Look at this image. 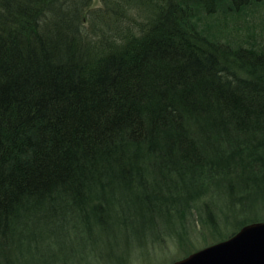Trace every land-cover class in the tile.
<instances>
[{"label":"trees","instance_id":"obj_1","mask_svg":"<svg viewBox=\"0 0 264 264\" xmlns=\"http://www.w3.org/2000/svg\"><path fill=\"white\" fill-rule=\"evenodd\" d=\"M262 2L0 0V264L264 221V45L221 29Z\"/></svg>","mask_w":264,"mask_h":264},{"label":"rangeland","instance_id":"obj_2","mask_svg":"<svg viewBox=\"0 0 264 264\" xmlns=\"http://www.w3.org/2000/svg\"><path fill=\"white\" fill-rule=\"evenodd\" d=\"M221 29L225 35L231 33L229 37L236 40L244 39L245 37L249 40L253 38L251 41L254 44L264 45V2L252 5L249 10L244 11L241 18H237L234 15L229 17L225 24L221 26ZM251 35L252 38H250ZM201 215L202 220H205L206 213L203 211ZM188 219L191 222L189 225L187 223L185 225L188 228V235L186 234L184 239L178 235L168 234L163 236V240L160 242L150 239V243L146 247L137 249L130 247L129 249V238L120 236L118 242L112 241V243H109L112 248L114 246L113 254H115V258L105 263V257L101 264H170L184 258L186 252L190 254L218 242L213 238L210 232L211 228L200 222L199 212L195 210ZM219 219L222 220V217H217L216 221L219 222ZM120 255H122V258H119Z\"/></svg>","mask_w":264,"mask_h":264},{"label":"water","instance_id":"obj_3","mask_svg":"<svg viewBox=\"0 0 264 264\" xmlns=\"http://www.w3.org/2000/svg\"><path fill=\"white\" fill-rule=\"evenodd\" d=\"M170 264H264V221L245 225L229 238Z\"/></svg>","mask_w":264,"mask_h":264}]
</instances>
